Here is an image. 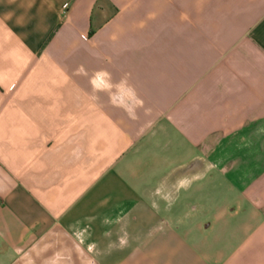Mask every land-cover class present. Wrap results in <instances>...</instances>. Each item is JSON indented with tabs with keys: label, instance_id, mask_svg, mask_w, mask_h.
Listing matches in <instances>:
<instances>
[{
	"label": "crops",
	"instance_id": "crops-1",
	"mask_svg": "<svg viewBox=\"0 0 264 264\" xmlns=\"http://www.w3.org/2000/svg\"><path fill=\"white\" fill-rule=\"evenodd\" d=\"M0 264H264V0H0Z\"/></svg>",
	"mask_w": 264,
	"mask_h": 264
}]
</instances>
